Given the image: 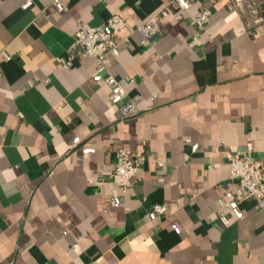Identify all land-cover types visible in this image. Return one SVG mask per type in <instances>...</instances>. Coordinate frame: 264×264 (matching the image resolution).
I'll return each mask as SVG.
<instances>
[{"label":"crops","instance_id":"0c3cea01","mask_svg":"<svg viewBox=\"0 0 264 264\" xmlns=\"http://www.w3.org/2000/svg\"><path fill=\"white\" fill-rule=\"evenodd\" d=\"M167 1L0 0V264H264V199H236L228 160L250 146L264 167V22L216 0L198 28L196 1L142 44ZM115 14L99 71L75 35ZM120 148L142 158L131 179Z\"/></svg>","mask_w":264,"mask_h":264},{"label":"built area","instance_id":"2783aa9c","mask_svg":"<svg viewBox=\"0 0 264 264\" xmlns=\"http://www.w3.org/2000/svg\"><path fill=\"white\" fill-rule=\"evenodd\" d=\"M199 1L198 10L194 16V23L198 28L206 26L213 15L212 7L216 0H169L154 15L150 16L139 27L142 35V44L152 42L161 32L162 21L176 9L189 10L191 5ZM28 1L24 7H30ZM237 9L243 16L253 18V23L264 22V11L253 6H247L246 0H236ZM66 9L63 0H52L48 10L50 12L62 13ZM126 24L121 15H113L103 26L81 29L75 35V45L88 56L95 58L100 63L99 71L105 70V61L110 54H119V42L117 34L125 28ZM106 82L111 88V100L115 104H121V119L137 115L138 111L134 105L124 104L126 91L122 85L112 76L106 77ZM249 151L244 154H233L229 157L230 179L236 183V199L241 201L252 198L260 201L264 199V167L261 161L253 160ZM117 163L114 173L120 177L131 179L140 169L142 158H135L130 150L120 148L117 151ZM154 212L164 214L166 208L156 205ZM222 222L227 223L224 213L220 214Z\"/></svg>","mask_w":264,"mask_h":264}]
</instances>
